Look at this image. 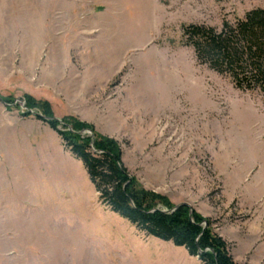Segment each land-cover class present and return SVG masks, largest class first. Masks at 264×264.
Returning a JSON list of instances; mask_svg holds the SVG:
<instances>
[{"label": "rangeland", "instance_id": "obj_1", "mask_svg": "<svg viewBox=\"0 0 264 264\" xmlns=\"http://www.w3.org/2000/svg\"><path fill=\"white\" fill-rule=\"evenodd\" d=\"M258 7L264 0H0V98L13 100L0 99V139L34 144L44 131L26 121L38 118L23 115L25 95L47 100L58 119L118 140L145 189L213 219L234 259L264 264V95L200 63L183 38L184 25L220 28ZM49 186L37 193L52 206L0 235V264L182 256L103 205L82 161Z\"/></svg>", "mask_w": 264, "mask_h": 264}, {"label": "trees", "instance_id": "obj_2", "mask_svg": "<svg viewBox=\"0 0 264 264\" xmlns=\"http://www.w3.org/2000/svg\"><path fill=\"white\" fill-rule=\"evenodd\" d=\"M183 38L200 63L228 76L236 88L264 95V8L251 9L234 22L224 20L220 28L204 23L184 25ZM0 99L13 103L11 98ZM25 99L23 115L35 113L59 133L66 149L82 161L100 201L111 211L147 236L185 247L201 264H252L234 259L230 244L215 231L213 219L187 203L174 204L145 189L124 164L118 140L75 116L58 119L47 100L32 95ZM85 130L91 134L85 135Z\"/></svg>", "mask_w": 264, "mask_h": 264}, {"label": "crops", "instance_id": "obj_3", "mask_svg": "<svg viewBox=\"0 0 264 264\" xmlns=\"http://www.w3.org/2000/svg\"><path fill=\"white\" fill-rule=\"evenodd\" d=\"M25 119L30 125L34 124V128L37 124L35 122H39L38 124L43 126L41 131L44 133L39 138L35 137L34 144L19 143V147L13 150L5 145L3 136L0 139V142L2 141L0 143V235L9 228L14 231L25 230L26 224L30 222L28 216L50 208L52 206L50 200L45 197L40 198L37 191L40 190L43 195L48 196L45 192L52 188L49 185H56L61 177H67L69 164H74V155L66 149L63 139L56 130L42 120L32 121L28 117ZM0 120L3 122L6 120L2 112ZM7 184H14V191L10 188L6 190L4 185ZM2 236L5 239V234ZM16 238L20 240L23 237L17 236L15 240ZM174 251L182 255L180 259L173 260V263L161 259V261H153V264H201L198 257L190 255L186 248L184 251L180 246L174 248Z\"/></svg>", "mask_w": 264, "mask_h": 264}]
</instances>
